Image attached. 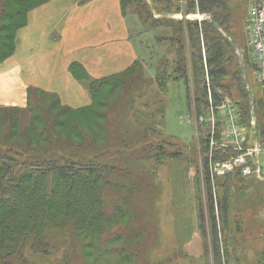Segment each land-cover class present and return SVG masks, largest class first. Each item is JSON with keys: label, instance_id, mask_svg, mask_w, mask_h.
Listing matches in <instances>:
<instances>
[{"label": "trees", "instance_id": "1", "mask_svg": "<svg viewBox=\"0 0 264 264\" xmlns=\"http://www.w3.org/2000/svg\"><path fill=\"white\" fill-rule=\"evenodd\" d=\"M12 1L16 5L15 11L10 10L8 0H0V62L14 54L18 30L26 24L30 10L48 0ZM144 1L121 0L124 14H129L128 7L134 10L138 6L142 8ZM195 1L191 0V3L194 5ZM197 3L202 11H213L218 23L228 19V15L216 10L225 8V0H198ZM249 4L250 0L248 8ZM176 9L179 11L180 5L176 6ZM246 23V40L243 47L246 66L252 73L253 57L248 48V12ZM175 25L174 29L180 35L177 40L179 57L172 63L173 71H169L167 64H164L158 72L156 80L159 89H167L172 76L174 81H187L189 63L181 52H184V42L188 39L192 42V80L198 94L199 114L207 113L211 90L216 105L220 104L224 97H231L240 108L241 122L250 126V97L237 57L227 54L229 49L221 39L210 36L209 25L205 22L202 24L199 21L178 20ZM5 31L8 33L7 42H4L2 35ZM204 43L207 47L206 58L196 51L201 49ZM71 68L76 77L86 82L92 98L90 105L79 108L67 106L56 95L32 87L28 89V107L32 113L31 116L27 115V120L31 123L22 122L26 114L18 112L19 107L0 106V117H3L0 120V129L3 128L2 134L0 133V257L19 254L22 248L32 241L44 248L58 229L76 228V233L90 234L96 240L102 235V227L105 224L131 214V211L136 209L131 194L135 187L143 186L142 180L137 178L143 176V170H140V175L134 177L126 165L130 163L131 155L123 154L120 149L116 152V155L122 153L118 154L122 158L118 163L104 162L101 155L113 152L114 140H120V145L125 147L131 145L129 135L132 125L123 122L126 109L133 103L131 92L142 85L136 71L141 69L139 60L122 72L99 79H91L80 64L74 63ZM207 75L210 77L209 82ZM256 84L254 79V85ZM116 91H119L120 95L115 102H111V97ZM258 91L261 93L253 92V98L261 137L264 138V90ZM33 93H40V101L34 105L31 104ZM158 94L157 111L140 112L142 134L163 133L167 104ZM87 111L95 119H89L84 114ZM73 115L79 118H73ZM111 123H116L113 129L110 128ZM117 123L121 125L117 126ZM218 130H221V125ZM18 135L21 142H10V136ZM202 136L214 254L216 263L226 264L229 249L227 244L221 246L220 235L230 227V189L237 187V182L249 181V184L260 185L264 183L254 176L246 177L240 172L213 178L209 167L210 147L207 131ZM83 148H89L93 156L84 155ZM155 151V157L162 159L163 147L158 146ZM175 153L171 154L175 156ZM232 153L235 152L224 153L215 149L214 158H226ZM138 164L139 162L135 166ZM144 187L147 188V185ZM112 189L117 190L118 199L110 198ZM111 206L112 210L109 208Z\"/></svg>", "mask_w": 264, "mask_h": 264}, {"label": "rangeland", "instance_id": "2", "mask_svg": "<svg viewBox=\"0 0 264 264\" xmlns=\"http://www.w3.org/2000/svg\"><path fill=\"white\" fill-rule=\"evenodd\" d=\"M167 1L145 0L142 8L136 5L135 10L127 8L136 48L140 52L141 69L136 70L139 75L136 76L142 85L131 92L133 103L126 109V122H123L132 125L131 145L125 147L120 145V140H114L113 152L101 155L102 161L117 163L122 159L118 154L131 155L130 166L126 165L134 177L143 170V176L137 177L143 186L135 187L131 194L136 209L105 224L102 235L96 240L90 234L76 233V228L58 229L44 248L33 241L28 242L19 254L0 257V264H218L214 254L203 134L193 120L189 121V116L199 114L200 105L192 80V42L187 37L186 48L181 52L189 63L187 81H174L172 76L168 88L161 90L156 77L164 64L173 71L172 63L179 57L177 40L180 35L174 29L178 20L205 22L209 25L210 36L221 39L229 49L227 54L240 60L238 49L244 50L248 0H225V8L216 10L228 15V19L220 23L213 11L199 9L198 0L194 5L191 0ZM8 4L10 10H16L14 1L8 0ZM2 35L7 42L8 33L5 31ZM196 51L206 58L205 43ZM246 73L253 84V92L261 93L254 85L253 72ZM0 81L5 91L19 95L18 81L9 84ZM157 93L167 104V107L163 105L166 107L165 127L162 135L152 132L145 135L140 130V112L157 111ZM119 95L116 91L110 101L115 102ZM18 98L14 99L16 104L0 106L19 107L18 112L26 114L22 122H30L27 120V115L32 113L28 107V93L24 103ZM39 98L40 93H33L31 104L39 102ZM84 114L95 119L89 111ZM115 124L111 123L110 128L113 129ZM119 125L121 123H117ZM19 135L10 136V142H21ZM158 146L163 147V157L159 160L155 157ZM118 149L122 153L116 155ZM82 153L93 156L89 148H83ZM137 161L140 165L135 166ZM248 184L249 181L237 182L238 186L230 189V227L220 235L221 246L227 244L229 249L226 264H264V185ZM116 192L115 189L110 191L111 199H118ZM109 208L113 209L112 206Z\"/></svg>", "mask_w": 264, "mask_h": 264}, {"label": "crops", "instance_id": "3", "mask_svg": "<svg viewBox=\"0 0 264 264\" xmlns=\"http://www.w3.org/2000/svg\"><path fill=\"white\" fill-rule=\"evenodd\" d=\"M13 55L0 62V80L19 84V95L0 83V104L24 103L28 89L56 95L64 105L88 106L86 82L73 73L80 64L91 79L122 72L140 58L129 14L121 0H48L28 13ZM1 82V81H0Z\"/></svg>", "mask_w": 264, "mask_h": 264}, {"label": "built area", "instance_id": "4", "mask_svg": "<svg viewBox=\"0 0 264 264\" xmlns=\"http://www.w3.org/2000/svg\"><path fill=\"white\" fill-rule=\"evenodd\" d=\"M249 37L248 48L253 57L251 71L257 81L256 88L264 90V0H250L248 8ZM240 67L245 86L250 97V126L241 122V111L238 104L229 96L216 105L212 91L209 90V108L207 113L193 117L195 125L209 136V167L212 177L240 172L246 177L254 176L264 182V138L261 137L256 114V103L253 98V84L247 76L245 50L238 49ZM210 77L207 75V82ZM221 125V130H218ZM215 149L224 153L234 151L226 158L215 159Z\"/></svg>", "mask_w": 264, "mask_h": 264}]
</instances>
